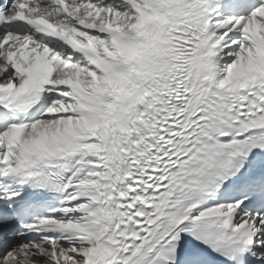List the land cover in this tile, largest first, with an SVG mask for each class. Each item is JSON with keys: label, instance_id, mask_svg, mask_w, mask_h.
Listing matches in <instances>:
<instances>
[{"label": "snow or ice", "instance_id": "obj_1", "mask_svg": "<svg viewBox=\"0 0 264 264\" xmlns=\"http://www.w3.org/2000/svg\"><path fill=\"white\" fill-rule=\"evenodd\" d=\"M0 264H264V0H0Z\"/></svg>", "mask_w": 264, "mask_h": 264}]
</instances>
